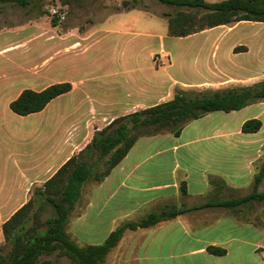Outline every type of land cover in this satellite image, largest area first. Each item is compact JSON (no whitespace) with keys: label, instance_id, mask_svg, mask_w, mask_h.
<instances>
[{"label":"crops","instance_id":"crops-1","mask_svg":"<svg viewBox=\"0 0 264 264\" xmlns=\"http://www.w3.org/2000/svg\"><path fill=\"white\" fill-rule=\"evenodd\" d=\"M68 32L67 35L51 27L36 36L46 35L58 40L67 35L70 38L67 47L83 52L100 39L112 40L113 48L104 49L112 53L110 60L106 55L99 66L45 68V63H41L27 69L9 65L7 58L5 67L0 70V121L9 117V121L14 122L6 129L12 145H9V138L4 143L0 141V200L9 201V205L3 207L4 211H9L8 217L31 197L32 188L42 186L70 157L77 155L97 131L115 118L171 99L175 87L187 91L191 88L216 90L220 84L222 57L216 54L214 60L211 55L206 59L213 79L189 80L183 76L186 69L191 72V67L198 64V54L189 53L186 41L203 31L185 37L157 36L113 26L102 31L71 27ZM16 44L10 42L0 47L1 54H9ZM212 50L218 52L217 43ZM157 53L166 55L168 65L154 66L153 56ZM175 68L181 70V77L173 73ZM192 72L197 74V71ZM60 82H69L71 89L53 98L42 110L18 115L10 109V102L23 89L39 91ZM250 84L253 83H245ZM242 110H251L252 118L261 119L264 102L237 111ZM214 113L188 122L178 136L161 133L138 138L101 183L85 184L73 210L77 215L71 219L77 241L87 243L85 237L92 232L89 224H102L109 233L122 221L140 219L143 212L146 215L169 206L191 209L251 192L264 162V147H260L264 144L263 123L259 131L248 133L251 137L244 140L241 125L249 119L246 115L234 125L226 120L221 121L220 126L205 128L208 123L205 120ZM29 117H38L35 126L39 130L34 134L41 140L39 147L28 146L31 131L23 120ZM239 143L250 147H237ZM244 179H252V187L239 196L235 192ZM263 179L257 186L260 192L264 191L260 188ZM182 186L186 194L182 193ZM237 209L208 206L187 210L151 228L157 231L165 223L173 222L184 233L193 231L192 234L197 235L196 245L182 256H175L172 247L167 254L162 253L164 241L124 238L118 246L123 250L118 253L116 264H264V238L250 239L239 231L246 228L262 233L264 225L241 222ZM128 231L137 232L138 229ZM210 231L214 233L212 237L200 238V233ZM209 246L225 252L211 253L207 250Z\"/></svg>","mask_w":264,"mask_h":264},{"label":"trees","instance_id":"trees-1","mask_svg":"<svg viewBox=\"0 0 264 264\" xmlns=\"http://www.w3.org/2000/svg\"><path fill=\"white\" fill-rule=\"evenodd\" d=\"M0 1H14L20 6H26L32 0ZM60 1L66 4L69 0ZM157 1L176 8L174 13L167 14V35L171 37H185L242 21L264 23V0ZM127 4V0L122 1L123 7H135ZM56 24L55 18L53 25ZM70 89L69 82L54 83L39 91L26 88L10 102L9 107L18 115H28L42 110L53 98ZM257 102H264V81L201 93L178 89L167 101L115 118L97 131L77 155L70 157L42 186L35 189L34 197H30L2 223L1 231L8 250L0 254V264H44L39 261L40 256L53 252L76 264H104L106 256L128 230L154 228L160 222L174 219L187 210L219 206L232 210L238 208L241 211V206L253 201H264V191L257 189L264 174L263 162L252 191L241 197L207 202L191 209L169 206L159 212L152 211L140 219L123 221L102 243L95 245H82L67 231L84 185L101 183L138 138L161 133L178 136L192 120L216 111L241 110ZM261 126L259 118H249L242 123L241 132L254 133ZM182 193L186 194L184 186ZM46 204L52 207L54 215L42 220L40 215ZM248 222L254 224L253 221ZM258 222L264 225V221ZM207 250L214 254L225 252L224 249L212 246L207 247Z\"/></svg>","mask_w":264,"mask_h":264},{"label":"rangeland","instance_id":"rangeland-1","mask_svg":"<svg viewBox=\"0 0 264 264\" xmlns=\"http://www.w3.org/2000/svg\"><path fill=\"white\" fill-rule=\"evenodd\" d=\"M123 0H69L66 4L61 3L60 0H32L26 6H20L14 1L3 2L0 1V47L4 48V45L10 42L16 43L15 47L10 48L9 54H1L0 52V70L5 67V60L9 59V65H16L17 67L33 68L39 64L45 63L46 67L59 66L70 67L71 65L85 66L93 64L99 66L102 63V59L107 57L111 58L112 53L105 52L106 47L113 48L112 40H103L93 43L89 49L85 52L81 49L71 50L67 47L70 43L68 30L71 27H77L79 30L83 28L104 30V28L113 26L121 29L140 30L143 32H150L157 36L165 35L167 37V14L175 12L176 8L165 5L157 0H127L128 6H136L130 9V11L121 12V10L127 7H123ZM208 2H216L220 0H206ZM56 10V12H53ZM56 18V25H53V19ZM56 27L58 32L67 33L62 38L53 40V37H46V35L38 38V32L46 31ZM101 34V33H98ZM96 38V37H95ZM168 41V38H166ZM171 39V38H170ZM60 40V41H59ZM169 42V41H168ZM188 43L187 50L190 54H198V64L195 68L191 67L190 70L186 69L183 76L187 79L202 78L213 79L211 76L212 70H207L206 59L211 55V60L216 56H221V65H223L219 72V87L215 89L232 88L239 85H245V83H254L257 81H264V23L254 21H242L239 23H232L229 25L217 26L211 29L204 30L202 33H198L195 37L186 41ZM217 43L218 52L212 50L214 44ZM197 52V53H196ZM227 57V58H226ZM212 62V61H211ZM166 55L157 53L153 56V64L156 68H163L168 65ZM213 63V62H212ZM211 63V64H212ZM217 66H216V69ZM192 71H197V74ZM173 73L179 77L182 76L181 70L175 68ZM175 87L174 93L178 90ZM210 89V88H207ZM207 89L191 88L189 91L201 93ZM251 110L242 111H217L206 119L207 127L220 126L221 121L230 120L234 125L239 122L243 116L252 118ZM264 128V115L260 119ZM24 124H29L30 127V139L28 146L30 148L39 147L42 143L38 136L34 133L38 132L39 128L36 127L38 117L25 118ZM14 122L9 121V117H6L0 121V141L3 143L9 138V145H12L13 140L6 134V129L13 126ZM34 129V132L32 129ZM243 139L247 140L251 136L250 134L243 133ZM237 147H250L244 143H239ZM260 147H264L260 146ZM264 174L262 176V179ZM92 184V183H90ZM94 184V183H93ZM252 187V179L246 180L239 185V189L235 194L239 196L245 192L249 187ZM250 187V189H251ZM36 188H32L31 197H34V191ZM260 188L264 190V179L260 184ZM245 194V193H244ZM1 205H3L1 207ZM9 205V201L0 200V254L5 253L8 250V246L5 244V240L1 231V223L9 216V211H4V206ZM241 211L238 210V217L241 222L251 224L248 221H253L255 225H260L258 222L264 221V201L251 202L248 205L241 206ZM54 215L53 209L50 205L46 204L44 211L42 212L41 219L45 220L48 217ZM77 215L76 211H73V217ZM141 218L146 216L145 213H141ZM131 218L127 220H135ZM75 220V219H74ZM123 222V221H122ZM32 222L30 221V224ZM73 223V221H72ZM71 221L68 222L67 231L76 240V232L73 231ZM259 223V224H258ZM252 224V225H254ZM254 225V226H255ZM92 232L85 237L87 243L84 245L100 244L104 241L107 235L118 225H116L109 233L104 225L89 224ZM240 232L246 233L250 239H258L261 236L264 238V228L261 232L250 231L246 228H240ZM193 231H184L178 224H166L160 227V230L155 231L141 230L137 232L126 231L122 239H139V240H152L153 242L164 241L162 246V253L167 254V251L172 247L174 248L175 256H182L184 251L190 250L196 245V236L192 234ZM202 232L201 237L207 239L212 237L214 233ZM262 238V239H263ZM121 239V240H122ZM120 240V241H121ZM119 241V243H120ZM118 245L110 252L105 259L104 264H116V257L123 249H118ZM154 247L152 250H154ZM163 254V255H165ZM39 261L44 264H76L66 257H60L56 252L49 255H42Z\"/></svg>","mask_w":264,"mask_h":264},{"label":"built area","instance_id":"built-area-1","mask_svg":"<svg viewBox=\"0 0 264 264\" xmlns=\"http://www.w3.org/2000/svg\"><path fill=\"white\" fill-rule=\"evenodd\" d=\"M53 12H56V10H53Z\"/></svg>","mask_w":264,"mask_h":264}]
</instances>
